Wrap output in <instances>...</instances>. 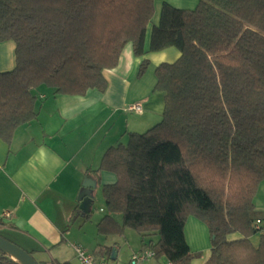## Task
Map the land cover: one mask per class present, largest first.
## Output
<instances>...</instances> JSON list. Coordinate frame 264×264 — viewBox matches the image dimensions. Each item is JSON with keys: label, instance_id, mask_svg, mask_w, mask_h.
I'll return each mask as SVG.
<instances>
[{"label": "trees", "instance_id": "16d2710c", "mask_svg": "<svg viewBox=\"0 0 264 264\" xmlns=\"http://www.w3.org/2000/svg\"><path fill=\"white\" fill-rule=\"evenodd\" d=\"M155 1L0 0V42L14 41L17 58L14 69L0 72V138L9 144L19 126L37 119L34 90L42 84L54 95L105 92L104 71L118 66L128 43L138 57L148 52ZM170 47L179 58L155 70L162 120L130 132L88 171L89 178L102 170L117 177L102 187L108 214L98 232L132 228L156 256L191 264L184 228L195 216L210 230L205 264H264V235L253 241L264 230L255 204L264 181V0H199L194 8L164 2L149 52ZM148 63L142 60L141 75ZM0 264L20 263L0 250Z\"/></svg>", "mask_w": 264, "mask_h": 264}, {"label": "crops", "instance_id": "0c3cea01", "mask_svg": "<svg viewBox=\"0 0 264 264\" xmlns=\"http://www.w3.org/2000/svg\"><path fill=\"white\" fill-rule=\"evenodd\" d=\"M164 2L194 8L199 0H156V15ZM149 46L148 30L145 39L148 52L143 57L135 55L131 42L125 46L118 66L104 71L108 82L105 92L90 89L85 95H54L52 88L39 86L34 90L39 105L37 119L19 126L9 144L0 138V230L14 233L16 243L36 254L37 261L84 264L74 247L77 244L97 260L105 258L108 264L109 261L129 264L134 252L146 248L142 241L134 246L129 240L123 241L128 229L123 234L100 237L98 224L108 213L86 223L88 218L82 212L91 214L98 191L104 184L117 180L114 173L104 170L98 179L89 178L88 171L99 169L108 148L125 141L128 133L148 129L162 118L165 96L154 90L155 70L162 62L177 60L180 51L170 47L149 52ZM144 59L149 63L141 75ZM16 63V43L0 42V72L14 69ZM134 103H141L143 110H128ZM85 183L94 184L91 191L94 198L87 211L80 209L79 200ZM257 199L258 195L257 209H264L258 206ZM5 212H11V216L5 217ZM115 217L122 221L121 214ZM261 225L264 227V220ZM184 231L195 253L191 264H205L212 248L207 224L189 216ZM261 234L264 235V230L253 237L255 244ZM230 238L240 235L236 233ZM152 239L157 241L156 237ZM100 246L111 248L110 255ZM143 264H170V261L165 256H155Z\"/></svg>", "mask_w": 264, "mask_h": 264}, {"label": "rangeland", "instance_id": "374dc122", "mask_svg": "<svg viewBox=\"0 0 264 264\" xmlns=\"http://www.w3.org/2000/svg\"><path fill=\"white\" fill-rule=\"evenodd\" d=\"M156 15V14H155ZM160 15H161V9L159 10V13L153 17L152 19V22L149 24L148 26V35L151 36V32H152V28L155 24H158L159 20H160ZM40 86H46V87H49L45 84H42ZM51 88V87H49ZM53 89V88H52ZM123 113H127L125 111H123ZM162 120V118H159V120L157 122H155L152 126H154L155 124L159 123L160 121ZM151 126V127H152ZM150 128V127H149ZM148 128V129H149ZM142 130V129H141ZM137 131V132H144L146 131L147 129H144L143 131ZM128 138H129V133L127 134V139L125 141H123L124 143H126L128 141ZM260 190L257 192V195H258V206H261L263 207L264 206V181L261 182L260 186H259ZM93 212L90 214V217L91 218H88L86 220V223H90L92 222L91 220H94L96 219L97 217L101 218L104 214H106V212L108 213V210L106 208V202H105V198H104V195H103V190L102 188L98 191V194H97V197L95 198V201L93 203ZM264 208V207H263ZM107 210V211H106ZM261 211H264V209H260ZM97 220V219H96ZM95 220V221H96ZM79 221H81V218H79ZM94 221V222H95ZM127 233H126V237H124V240L123 241H127L129 240L131 243H132V246L138 244L141 242V236L139 235V233L132 229V228H126L125 230H127ZM125 232V231H124ZM0 234L2 236H4L6 239L16 243L17 242V238L15 236L14 233H11V232H8V231H1L0 230ZM101 236L100 237H103L105 238V235H102L100 234ZM256 237H258V235H255ZM153 237H156L158 238L157 236H153ZM255 237V238H256ZM155 240V239H154ZM121 241V243L123 242ZM17 244V243H16ZM18 245V244H17ZM20 246V245H19ZM34 254V253H33ZM33 256H35V258L37 260H39V258L37 257L36 254H34ZM109 263L111 264V262L109 261Z\"/></svg>", "mask_w": 264, "mask_h": 264}, {"label": "water", "instance_id": "95a60500", "mask_svg": "<svg viewBox=\"0 0 264 264\" xmlns=\"http://www.w3.org/2000/svg\"><path fill=\"white\" fill-rule=\"evenodd\" d=\"M93 187V183H85V189L79 195L81 210L87 211L88 208H90L91 202L94 198L91 192ZM0 250L10 255L12 259L20 264H40L29 251L6 239L2 235H0ZM112 259L115 260L116 258L112 256Z\"/></svg>", "mask_w": 264, "mask_h": 264}, {"label": "built area", "instance_id": "2783aa9c", "mask_svg": "<svg viewBox=\"0 0 264 264\" xmlns=\"http://www.w3.org/2000/svg\"><path fill=\"white\" fill-rule=\"evenodd\" d=\"M130 111H138L141 112L143 110V106L141 103H134L128 107ZM5 217H10L11 212H5ZM261 221L257 220V224L260 225ZM78 258L84 264H108L105 258L97 260L93 254H88L80 245H74ZM156 256V252L151 247H146L140 251L134 252L129 260V264H143L146 260L154 258Z\"/></svg>", "mask_w": 264, "mask_h": 264}]
</instances>
